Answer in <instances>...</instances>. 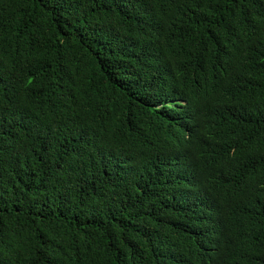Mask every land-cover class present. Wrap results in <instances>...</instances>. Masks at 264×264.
<instances>
[{
  "label": "trees",
  "instance_id": "16d2710c",
  "mask_svg": "<svg viewBox=\"0 0 264 264\" xmlns=\"http://www.w3.org/2000/svg\"><path fill=\"white\" fill-rule=\"evenodd\" d=\"M0 264H264V0H0Z\"/></svg>",
  "mask_w": 264,
  "mask_h": 264
}]
</instances>
